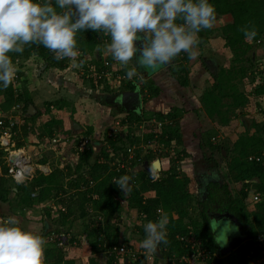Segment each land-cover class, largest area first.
Masks as SVG:
<instances>
[{
	"label": "trees",
	"instance_id": "16d2710c",
	"mask_svg": "<svg viewBox=\"0 0 264 264\" xmlns=\"http://www.w3.org/2000/svg\"><path fill=\"white\" fill-rule=\"evenodd\" d=\"M218 15L220 21V30L222 37L228 44L233 46L240 45L242 49H247L248 42H260L264 35V0H209ZM59 11V9H57ZM177 22H183L178 20ZM255 28L257 35L253 39H245L243 29ZM210 29L204 30L208 32ZM103 32H96L90 29L78 31L76 34L77 50L81 53V58L87 54L90 59L93 57L98 62L96 55L97 46L100 43V38H104L102 42L105 47L110 43V37ZM201 31L198 36L201 35ZM257 44V43H256ZM253 46V45H252ZM255 46V44H254ZM254 48V47H251ZM192 55L181 52L177 56L180 57L178 62L179 69L187 70L197 61L202 65H207L202 61L197 49L193 46ZM31 53L36 54L43 60L45 69L54 68L63 70L67 66V57L63 60L57 61L54 58L55 53L45 48L43 45L31 44L25 45L23 53L10 52L11 59L14 57L28 59ZM246 53V52H245ZM98 55H100L98 53ZM109 62H113L110 49L106 53ZM247 58V57H246ZM253 63L252 58H247ZM176 61V60H175ZM209 71V69H208ZM230 72V71H229ZM210 76L214 82L210 86H206L201 95V102L205 113L212 117L213 115H221L223 113L222 99L230 97L232 104L235 106L243 103L246 97L241 93H235V86L230 83V76H221L220 73L209 71ZM175 78L181 86H186L187 79L185 77L175 75ZM94 81V86L101 84L103 80L91 78ZM128 84V85H127ZM126 88L133 89V85L126 83ZM224 86L229 92L224 91ZM140 92L143 103L150 98L156 97L160 94V87L153 83L151 78L142 80L140 84ZM230 92L231 95H230ZM256 93H264V85L256 89ZM11 84L5 89H0V105L3 103L9 106L15 101H21V113H23V122L20 127L13 128L14 138L16 139V147H23V138H27L32 131V126L38 116H41L48 107L56 104L57 113L43 123L41 130L33 131L41 139L45 136L50 137L53 131H58L63 135L71 133L70 115H62V111L69 104L67 99L61 97L56 101H45V109L36 108L34 105L30 91L24 87L21 93L16 96L13 95ZM34 105L36 111L32 115L27 114L28 105ZM121 110L123 108L121 107ZM142 111H126L127 114L133 116L137 120L142 119ZM183 109L177 106L171 107L166 112L154 111L153 115L156 119L167 121L165 129L162 134L166 143L174 142V148L178 153L175 157H168L169 167L162 171L161 176L155 180H150L146 177L149 170L137 171L135 184H132V192L123 194L111 180L114 171H112L110 163L114 157L121 156V149L119 145L120 135L116 138L110 139L111 152L105 149L104 142H101L100 148L95 151L91 145H87L81 153L76 157L74 166H70L68 171L64 173L54 169L48 174H43L37 171L35 175L25 184L15 185L13 192L17 196V205L22 208L34 207L39 203L48 202L57 196V193L64 187L62 183L63 176L68 175L67 187L74 190L68 197L60 198L57 202L61 204L58 209V216L53 219V207L49 205L42 215L43 226L37 230L45 240L44 249V264H74L78 258H83L84 264H124L123 260L117 258L111 252L114 246L120 244H128L125 240H119L121 235L124 237L129 230L133 233L134 223L125 219V223L121 225L123 218H118L122 214L123 207L121 201H124L125 206L135 209L138 217V224H135L137 232L141 233V238H145L144 225L149 220L156 221L155 209L161 208L164 215L168 217L167 228V244L160 245L162 256H175L179 258L182 254L189 255L192 251L191 244L194 241L201 240V247L207 250V255L203 258L197 259L193 264H251L252 258L248 257L249 250L257 243L256 238L259 234H264V155L260 161L254 159L249 160L250 155H261L264 149H259V143L264 145V138L254 134H240L233 144L232 149L217 145L206 139L205 132H199L195 135L201 141L200 148L207 150L211 155L213 150H218L224 158L230 156L229 168L233 169V183L237 195L230 192L228 185L224 182L215 183V190L212 193L209 191V196L215 199V203L223 211H229L244 227V234L247 239L244 240L238 247L230 253L219 256L217 254V246L213 241L211 231L207 225V216L204 212L198 213V218H192L190 209L194 203L195 197L188 189L189 177L183 173L176 171L177 160H182L188 156L189 150L183 144L182 133L180 131L179 119L182 117ZM18 129L19 136L16 134ZM147 132V131H146ZM92 127L89 126L85 134H91ZM196 133V132H195ZM143 133L141 136H129L125 134L126 139L130 144L138 143L142 139L147 140L150 135ZM72 137V136H71ZM70 137V138H71ZM69 138V137H68ZM77 140L75 143H77ZM74 143V144H75ZM225 151L226 154H223ZM135 154L137 148L134 150ZM126 153V151H125ZM124 153V154H125ZM77 154V153H76ZM2 151H0V156ZM90 158L91 161H90ZM45 157L39 159L40 163H44ZM147 161L149 164V156L145 155L141 161ZM86 166V167H85ZM86 168V169H85ZM129 175V174H128ZM119 177V176H118ZM80 185L84 187L79 189ZM258 193V199L255 201V212L252 213L253 219H250L251 214L246 211L244 199L247 197L249 191ZM0 200L8 201L6 195L0 192ZM56 210V209H55ZM14 215L15 210H13ZM20 214V213H19ZM93 214L94 218H89ZM4 214L0 213V218ZM22 216V215H21ZM88 216V217H87ZM87 217L86 228L83 234L71 235L70 230L73 222L77 218L84 219ZM203 221L200 225L199 220ZM49 220L53 228L45 232L44 220ZM51 219V220H50ZM55 222V224H54ZM142 223L141 225H139ZM143 225V226H142ZM192 226V232L188 226ZM22 227V225L20 224ZM57 226L62 227L63 235L58 230ZM138 233V234H139ZM129 238V237H128ZM61 239V242L60 240ZM127 264H146L145 255H140ZM173 264H187L184 261L174 262Z\"/></svg>",
	"mask_w": 264,
	"mask_h": 264
},
{
	"label": "rangeland",
	"instance_id": "374dc122",
	"mask_svg": "<svg viewBox=\"0 0 264 264\" xmlns=\"http://www.w3.org/2000/svg\"><path fill=\"white\" fill-rule=\"evenodd\" d=\"M219 25L220 21L218 19V15L216 14L215 21L210 30L205 33L204 30H201L202 34L199 36L197 34L196 38L198 43L194 45V47L199 52L200 57L206 63V65L212 69V72H218L221 76H230V83L235 86V93H241L246 97V105L235 106L232 104L231 98L229 96L224 97L222 99V116L213 115L212 117H209L203 109V104L200 98L204 88L206 86H210L214 82L213 78L210 76L208 69L206 70V68L201 66V63L199 62L189 66L185 71L179 69L180 64L178 62L180 61V57L176 56L171 60L173 66L171 67V65H169L170 69H168L171 72V75L173 73L175 75L181 76V78L185 77L187 79L186 86L183 87L178 84L177 81L174 82V79H169L168 77L166 78L164 75H162L163 72L167 71V65L163 68H161V66H157L154 69L146 70L152 74H155L153 83L161 86L162 92L156 96L157 98H150V100L143 103L142 119L137 120L133 116L127 114L125 110H121L118 105H114V103L111 101L112 95L117 92L116 89L112 87L117 79V76L123 74L126 75V71L133 67V62H129L127 66H123L114 60L112 63V76L109 75L101 82V84L94 86V81L88 74V63L92 64L96 60L93 57L90 59L87 54H85L83 58L77 55L74 58L67 59L68 68L65 71H60L54 68L47 69L45 76L48 75L49 79L51 78V82L53 83H46V80H44L46 77L40 78L41 82L45 83V85L48 84V87L45 89L47 98L49 96L50 99H43L41 104L40 100L35 102L37 105L39 103L41 105L40 107H44L45 109V101H56L57 99L63 97L69 102L67 107L62 111L63 114L68 113V111H71V109L73 110V104L75 105L78 103L83 105L79 109L82 111L84 108L87 113L86 118L84 116V110L80 115L77 116L78 121L83 127L77 129L76 131H73L71 128V133L68 135H63L60 132L54 130L52 136L47 137L44 135V137L41 139L33 131L41 130L43 123L48 120L52 114L57 113V107L56 104H54L48 107L47 112L45 111L43 114H41V116L36 118L35 122L33 123L34 126H32V131L29 134V141L25 142L21 148H23L30 155L31 159H33L32 161L39 162V159L45 157L51 159L50 164L52 163V166H56V164L59 163L58 156L62 153L61 150L59 151L61 146H68V144L72 142L70 149L72 154H74L73 157L76 163L75 156L79 154H76V150L74 149L76 145V139L83 136L93 140L99 139L104 142L105 149L112 153L109 140H114L116 136L120 135L119 145L121 149H119L118 152H121L122 155H124L126 148L131 146V151L137 148L135 155L136 158L142 159L143 156L147 155L149 156V162L153 161L155 158H159L161 162V170H156V173L158 176H161L162 171H165V169L169 167L168 157L177 156L178 151L174 148V142L166 143V141H164L165 139L162 132L163 129H165L167 121L156 119L153 115V112L157 110L168 111L171 107H173L172 105L177 103L180 105L179 107L184 108L183 113H190V111H186L187 109L195 110V112L191 111V116L186 117L182 115V125L180 126V129H183L187 137L189 134L188 150L190 152L188 156L184 157L182 160H177V163L175 164L176 171L182 175L184 173L189 177L187 187L195 197L194 203L189 210L192 218H198L200 207L197 201L198 193L200 192V183L197 181V179H202L205 181L207 178L213 177L215 179V183H226L231 194L237 195L235 192L237 189L234 188L233 183V169L231 170L229 168L230 162H228L232 154H229L228 157L224 158L218 150H213L212 154L210 155L207 150H202L199 147L200 145H197V142L199 141V137L197 135L186 132V130H189L192 126V130L194 127V131H196V133H199L200 131L205 132L206 139L209 137L211 142H214V144L217 145H222L223 147L229 149V151L232 149V143L234 139L237 138L239 133L243 134L245 132L244 134H250L255 131L264 138V93H256V89H258L261 85H264V35L261 40L262 46L260 48H251L254 46V42H248L251 47L249 46L247 49H242V46L240 47L238 44L233 46V44L230 45L225 41V39L222 37ZM103 40L105 39L100 38V43L97 46L98 50L95 51L97 52L96 55L99 53L104 56L109 51L105 45L102 44V42H104ZM251 55L254 57V59L252 58L253 63L247 59L251 57ZM12 61L17 69L14 79L11 82L14 97L16 98V96L21 93L24 87L28 88V90L35 91L37 78L39 79L40 76L37 75V77H35L39 69L37 64L42 60H40L36 54L31 53L28 59L24 60L20 57L16 59V57H14ZM95 65L98 66L96 63ZM159 71L160 73L158 74ZM188 77H191V79L189 80ZM133 78L138 83H142V77L138 73ZM200 78L202 80L198 82ZM39 80L38 82H40ZM66 81H73L70 82L73 84V93L66 94V92H64L67 90L65 83ZM124 81H129V79L125 78L122 80V85L125 84ZM171 83L173 84L170 85ZM69 87L71 88L70 85ZM171 90L173 92H171ZM224 91L229 92L225 86ZM169 92L171 93L169 94ZM231 93L232 92H230V95ZM40 95H42L41 92ZM182 98H185L189 101L186 102L185 99ZM16 103L20 104L21 107V101H15L9 106H7L6 103L0 105V118H4V114L8 115L13 113L11 106ZM90 113L92 115H90ZM15 114L19 113L15 112ZM22 116L23 113H20V117ZM73 120L75 121V119ZM2 121L6 122L5 119ZM21 122H23V120ZM21 122H18L19 124H17V128L20 127L19 125H21ZM89 126L92 127V133L87 135L85 134V131ZM149 131L151 133V137H149L147 140L142 139L138 143L130 144L125 136L127 133L129 136L139 137L143 133H148ZM18 132L19 131L17 129L16 134L19 136ZM68 137H71V139ZM212 137H214L213 140H211ZM67 139H70L69 143H67ZM262 145L263 144H261L260 147H262ZM224 154H226L225 151ZM91 159L92 158H90V161ZM72 165L74 166L75 164ZM3 166V159L0 156V192L2 195H6V198L9 200V202L0 200V213L4 214L3 218H6L8 216L14 215L13 210H15V216L19 219L22 227L38 234L37 230L41 229L43 226V221L41 219L42 215L44 214L45 210L49 208V205L53 207L52 210L54 211H52V215L53 219L55 220L58 216V209L61 206V204L57 201L60 198L68 197L74 192L73 189L66 186L68 175L65 177L63 176L62 183L64 184V187L62 188V191L60 190L57 193L55 198L48 202L34 205V207L24 209L17 205V196L13 192L15 185L19 184H16L14 181L12 182L11 179L6 175H2L5 174ZM139 167L140 165H136V167L134 165V168H136L137 171H139ZM83 187V185H80L79 189ZM251 191L248 192L244 202L246 205V211L251 214L250 219L252 220L254 217L252 213H254L256 209V200H253V193L251 194ZM124 203L122 204V214H120L118 218H123L121 225L125 223V219L131 223H134L133 230L136 232L137 229L135 224L139 223L137 212L135 209L125 206ZM163 215L164 213L161 212V214H159V218ZM87 217H84V219L77 218L73 222L72 226L70 227V236L83 234L86 228ZM89 218H94V215H89ZM198 220L199 223H201V220ZM141 224L142 223L139 225ZM57 228L58 230L61 229L60 232L63 235L62 227L57 226ZM191 228L192 226L189 225L188 229H190V232L193 231ZM134 231L128 236L129 238L126 235L124 237L123 234L119 240L122 241L126 238V242L128 244L133 245L140 251H144L146 264H173L174 262L179 261L177 258H175V256H168L166 258L163 257L160 246L157 248L156 252L144 250L141 247V241L143 240V238L140 236L141 233H135ZM195 242H197V246H199L198 243L201 244V240ZM198 251H200V249ZM205 253H207V250ZM205 253L201 251L194 252V257H190V254L186 255L188 256V263L193 264L197 259L205 257ZM74 264H84L83 258L76 259Z\"/></svg>",
	"mask_w": 264,
	"mask_h": 264
},
{
	"label": "clouds",
	"instance_id": "9594fccd",
	"mask_svg": "<svg viewBox=\"0 0 264 264\" xmlns=\"http://www.w3.org/2000/svg\"><path fill=\"white\" fill-rule=\"evenodd\" d=\"M215 16L209 0H0V89L9 87L17 70L9 53H23L25 45H43L60 61L78 55V31L103 32L110 37L112 58L123 66L133 62L126 71L132 79L138 68L166 65L182 51L191 56L197 34L210 29ZM243 32L245 39L257 35L255 28ZM112 182L123 194L133 190L128 174ZM208 222L219 247L238 231L229 219ZM167 224V215L146 222L141 247L156 252L167 244ZM44 249V238L21 227L15 215L0 218V264H44Z\"/></svg>",
	"mask_w": 264,
	"mask_h": 264
},
{
	"label": "built area",
	"instance_id": "2783aa9c",
	"mask_svg": "<svg viewBox=\"0 0 264 264\" xmlns=\"http://www.w3.org/2000/svg\"><path fill=\"white\" fill-rule=\"evenodd\" d=\"M183 23V22H179ZM106 34V33H105ZM102 55V54H100ZM98 55V62L88 63V74L91 78H95L98 80H105L109 75L112 76V64L107 60L106 54L103 56ZM78 56L81 57V53L78 51ZM95 63L98 65L96 66ZM26 73V72H25ZM126 75H118L117 79L112 87L115 89L120 88L122 85V80H124ZM131 80V79H129ZM126 83V81H124ZM13 113L8 115L4 114V118H0V151H2L1 158L3 159V163L5 166V175L9 177L12 181L17 184H25L35 175L36 171H41L42 173H47L48 168L42 165L36 164L35 161H32L30 155L23 149L17 148L16 140L14 138L13 128L17 126L18 122L22 120L23 116L20 117V104L16 103L11 106ZM18 112L19 114H15ZM5 119L6 122L2 120ZM92 139L88 137H80L77 140V143L74 147L76 153H81L85 149L87 145H91ZM131 146L126 148V153L121 156L114 157V160L111 161L110 166L112 171L115 172L113 174L111 180L113 181L114 178H118V176L129 174L132 176L133 181L136 178L137 169L134 168V165H140L143 161L141 159L135 157L134 150L131 151ZM262 155H264V149L261 152V155H250L248 156L249 160L254 159L255 161H260ZM156 170L150 169L146 174V177L150 180L153 179V175L156 179L159 177L156 173ZM135 184V181L134 183ZM253 200L258 199V193L254 190L251 191ZM123 204L124 201H121ZM161 208L155 209V217L159 219V214H161ZM61 242V239H59ZM198 241V240H197ZM257 243L253 245V247L248 252V257L252 258L251 264H264V234H259L256 238ZM197 242H193L191 244V253L190 257H194V252H203L205 253V248L196 245ZM200 249V251H198ZM117 258L123 260L124 264L129 263L135 258H138L140 255L145 254L144 251H140L136 249L131 244H120L118 246H114L111 250ZM186 254H182L178 260L188 262Z\"/></svg>",
	"mask_w": 264,
	"mask_h": 264
},
{
	"label": "crops",
	"instance_id": "0c3cea01",
	"mask_svg": "<svg viewBox=\"0 0 264 264\" xmlns=\"http://www.w3.org/2000/svg\"><path fill=\"white\" fill-rule=\"evenodd\" d=\"M257 43V44H256ZM262 41H260V42H255L254 44H255V46H253L254 48H256V47H258V48H260L261 46H262ZM108 50H109V48H108V46L106 47ZM97 53V52H96ZM98 56V55H97ZM251 58H253L254 59V57H253V55H251ZM40 60H42L41 58H40ZM114 61V60H113ZM203 61V60H202ZM42 63H43V60L41 61ZM41 62H38V64H37V66L39 67V69H38V72L36 73V76L35 77H37V75H40L39 76V79L37 78V85H36V88H35V91H31V90H29L30 91V95H31V98H32V101H33V103L35 102V101H37V100H40V104H41V101L43 100V99H45V100H49L50 98H49V96H48V98H47V94H46V87H48V84H50L49 82H51V78L49 79V76L47 75V76H45L46 75V71H47V69H45V64L43 63H41ZM172 61H170L168 64H167V66L168 67H166V70L167 71H165V72H163L162 73V75H164L166 78L168 77L169 79H174V82L175 81H177L176 80V78H175V74H173L172 73V75H171V72L169 71V69H170V66L169 65H171V67L173 66L172 64L173 63H171ZM197 62H199L200 63V61H197ZM113 63V62H112ZM111 63V64H112ZM42 64V65H41ZM201 66H203L202 65V63H201ZM51 68V67H50ZM50 68H48V69H50ZM68 68V63H67V66H66V68H64L63 70H60V71H65L66 69ZM169 68V69H168ZM180 68V67H179ZM217 69V68H216ZM54 70V69H53ZM33 71H34V68H33ZM160 73V71L158 72V74ZM154 76H155V74L153 73V74H150V75H146V79L147 78H151L152 80H153V78H154ZM44 78V77H46V78H44V80H46L45 82L46 83H48L47 85H45V83H43V82H41V78ZM189 78V80L191 79V77H188ZM202 79H203V77H202ZM201 78L198 80V82L199 81H201L202 80ZM38 80L40 81V82H38ZM70 82H73V81H66L65 83H66V88H67V90H65L64 92H66V94L67 93H73L72 92V86H73V84L72 83H70ZM51 83H53V82H51ZM173 83H171L170 85H172ZM69 85L71 86V88L69 87ZM38 86V87H37ZM159 86V85H158ZM160 87V93L162 92V88H161V86H159ZM30 89V88H29ZM39 90V91H38ZM38 91V92H37ZM40 92L42 93V95H40ZM171 92H173L172 90H171ZM171 92H169V94L171 93ZM47 98V99H46ZM157 98V97H156ZM152 99V98H151ZM155 99V98H154ZM180 99V98H179ZM182 99H185V98H182ZM44 100V101H45ZM150 100V99H149ZM181 100V99H180ZM185 101L186 102H188L189 100H186L185 99ZM181 102V101H180ZM43 103V102H42ZM39 103H38V105L36 104V102L34 103V105L36 106V108H38V109H42L40 106ZM71 104V103H70ZM150 104V103H149ZM181 104H182V102H181ZM183 104H184V102H183ZM33 105V106H34ZM151 105V104H150ZM239 105H246V100H244L243 101V103H241V104H239ZM73 106V110L71 109V111L69 110L68 111V113H64L63 114V112H62V115H64V116H68V114H70V115H72V116H70L71 117V119H70V124H71V122L72 121H74L73 119H75V122H77L79 125H80V128H82L83 126H82V124L78 121V119H77V116L78 115H80L82 112H83V110H84V108L82 109V111H80V107L81 106H83V105H81V104H73L72 105ZM172 106H177V107H179L180 105L179 104H174V105H172ZM179 108H182L183 109V112H184V108L183 107H179ZM171 109V108H170ZM169 109V110H170ZM35 111H36V109H35ZM157 111H159V110H157ZM187 112H189L190 111V113H183L182 115H184V116H191L190 114H192V112L191 111H194L195 112V110H193V109H187L186 110ZM84 112H85V114H84V116H85V118H86V111L84 110ZM161 112H166V111H162L161 110ZM35 112H33L32 114H34ZM32 114H30V115H32ZM90 115H92L91 113H90ZM82 116V115H81ZM183 116V117H184ZM89 118V117H88ZM182 118V117H181ZM181 118L179 119V126H181L182 124H181ZM22 121V120H21ZM19 124V123H18ZM20 124H22V122L20 123ZM79 128V129H80ZM181 128V127H180ZM194 127H193V130H192V126L190 127V129L189 130H186V132H190L191 134L192 133H194V134H197V133H195L196 131H194ZM257 130H260V129H257ZM180 131H181V133H182V138H183V144H184V146L188 149V146H189V134H188V137L186 136V133H184V131H183V129H180ZM245 133V132H244ZM243 133V134H244ZM241 133H239L238 134V136L240 135ZM250 134H254V135H256V136H259V137H261L260 135H259V133H257V132H255V131H253L252 133H250ZM238 136H237V138H238ZM30 136H28L27 138H23V141H24V144H25V142H27V141H29L28 140V138H29ZM70 138V137H69ZM237 138H235L234 139V141H233V143L232 144H234V142L236 141V139ZM263 137H261V139H262ZM71 139V138H70ZM70 139L68 140L67 139V143H69V141H70ZM93 140V139H92ZM95 140V139H94ZM72 144V142H70L69 144H68V146H61L60 148H59V151L61 150L62 151V153L58 156L59 157V163L58 164H56V166H52V163L50 164V162H51V159H49V158H46V160H45V162L44 163H40V162H36V164H38V165H42V166H45V167H47L48 168V172L47 173H45V174H48L49 172H51V171H53L54 169H57V170H61V171H63L64 173H66L67 171H68V168H69V165L70 166H73L72 164H75V159H74V157H73V155L74 154H72V151H71V149H70V145ZM199 144V141L197 142V145ZM262 143H259V145H261ZM199 146V145H198ZM264 145H262V147H263ZM260 147V146H259ZM262 147H260V148H262ZM259 148V149H260ZM223 152V154H224V151H222ZM75 157H77V155L75 156ZM33 160V159H32ZM4 167V170H5V166H3ZM140 168V167H139ZM36 173H37V171H36ZM44 174V173H43ZM2 175H5V174H2ZM12 181V180H11ZM13 182V181H12ZM17 184V183H16ZM20 185V184H19ZM15 189V187L13 188V190ZM29 208V207H28ZM131 233H130V231L128 230L127 231V233H126V236L128 237L129 235H130ZM199 241V240H198ZM202 248H204L203 246H202ZM206 249V248H205ZM206 251V250H205ZM206 255H207V253H205ZM187 264H189L188 262H187Z\"/></svg>",
	"mask_w": 264,
	"mask_h": 264
},
{
	"label": "water",
	"instance_id": "95a60500",
	"mask_svg": "<svg viewBox=\"0 0 264 264\" xmlns=\"http://www.w3.org/2000/svg\"><path fill=\"white\" fill-rule=\"evenodd\" d=\"M167 65V64H166ZM166 65H161V68L165 67ZM151 72L147 71V75H150ZM152 74V73H151ZM117 100L119 101V103L121 104V106L123 107V109L125 111H134V112H140L142 109V98H141V92L140 89L135 87L134 89L131 90H125L120 92L117 95ZM33 112H35V107L30 104L27 107V114L30 115ZM71 128L73 129V131H76L77 129L80 128V125L75 122L72 121L71 122ZM92 144V148L93 150L97 151L100 146H101V142L97 141V140H92L91 141ZM149 165L152 169L159 171L161 169V164H160V160L159 158H155L153 161L150 162V164H148V162L145 160L142 162V164H140V169L141 170H148L149 169ZM215 218L218 219H229L231 220L234 224H236L238 226V231L232 233L229 235L228 237V243L225 247H219L217 245V254L219 256H224L228 253H230L232 250H234L236 247H238L241 243L244 242V240L247 239V236L245 234H242L241 230H240V224L239 221L237 220V218L230 213L229 211H221V212H216L215 213ZM45 223V232L51 230L53 228V226L51 225L49 220H44Z\"/></svg>",
	"mask_w": 264,
	"mask_h": 264
},
{
	"label": "flooded vegetation",
	"instance_id": "af4514ba",
	"mask_svg": "<svg viewBox=\"0 0 264 264\" xmlns=\"http://www.w3.org/2000/svg\"><path fill=\"white\" fill-rule=\"evenodd\" d=\"M263 50H264V46H263ZM206 67H208V66H206ZM208 69H209V71L212 72V69L210 67H208ZM137 71H138L137 73L139 75H141L142 80L146 79L145 77L147 75V71L145 69L138 68ZM126 83H129L130 85H133L134 86L133 89L135 87H137L136 86L137 84H139V89H140V83H138L134 78H132L129 81H126ZM126 83L121 85L120 88L116 89L117 92L114 93V95H112V98H111L112 103H114V105H118V107L120 109H121L122 106L119 103V101L117 100V95L120 92H122V91L131 90V89L126 88V86L128 85V84L126 85ZM141 98H142V96H141ZM142 105H143V100H142ZM141 111H142V109H141ZM213 139H214V137H212L211 140H213ZM212 143H214V142H212ZM200 144H201V141L199 140V144L198 145H200ZM150 169H152V168L149 165V169L148 170H150ZM152 170H154V169H152ZM197 181L200 183V185H199L200 192L198 193V197H197V201H198V204L200 206L199 207V213L204 212L206 214V216H207V225H208L209 230H210V226H209V222H208L209 218H215V213L216 212L223 211V210L220 209L219 204L215 203V199L211 198L208 195L209 191H211L213 193L214 190H215V179L212 177V178H207L205 181L202 180V179H197ZM215 219H218V218H215ZM203 224H204L203 221H201L200 225H203ZM239 224H240V230H241L242 234H244V231H243L244 227H243V225L240 222H239ZM216 246H217V244H216Z\"/></svg>",
	"mask_w": 264,
	"mask_h": 264
}]
</instances>
